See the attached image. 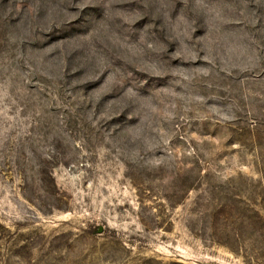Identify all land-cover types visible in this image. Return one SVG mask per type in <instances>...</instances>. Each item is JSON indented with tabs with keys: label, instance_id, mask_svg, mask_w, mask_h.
<instances>
[{
	"label": "rangeland",
	"instance_id": "obj_1",
	"mask_svg": "<svg viewBox=\"0 0 264 264\" xmlns=\"http://www.w3.org/2000/svg\"><path fill=\"white\" fill-rule=\"evenodd\" d=\"M0 264H264V0H0Z\"/></svg>",
	"mask_w": 264,
	"mask_h": 264
}]
</instances>
